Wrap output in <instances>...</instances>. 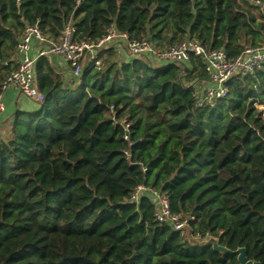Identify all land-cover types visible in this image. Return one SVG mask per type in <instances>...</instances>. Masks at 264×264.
<instances>
[{
    "label": "trees",
    "instance_id": "trees-1",
    "mask_svg": "<svg viewBox=\"0 0 264 264\" xmlns=\"http://www.w3.org/2000/svg\"><path fill=\"white\" fill-rule=\"evenodd\" d=\"M71 21L78 40L115 26L158 46L193 37L230 58L264 43V12L243 0H0V83L18 67L26 24L59 41ZM100 57L68 82L37 58L45 99L16 110L0 141V264H239L160 224L149 191L130 202L142 184L194 215V232L264 264V65L198 105L199 55L159 66L118 61L113 48ZM111 105L128 115L132 145Z\"/></svg>",
    "mask_w": 264,
    "mask_h": 264
},
{
    "label": "built area",
    "instance_id": "built-area-1",
    "mask_svg": "<svg viewBox=\"0 0 264 264\" xmlns=\"http://www.w3.org/2000/svg\"><path fill=\"white\" fill-rule=\"evenodd\" d=\"M259 7L264 12V0H243ZM77 28L71 21L63 29L59 41L49 38L38 23L26 24L16 45L18 67L8 74L0 83V112L5 111L4 93L10 86H16L29 99L41 103L45 94L40 90L35 66L40 56L49 57L51 54L62 55L70 64L75 77H80L89 62L101 68L103 60L100 54L103 50L121 44L129 50L132 56H141L147 62L156 61L183 63L189 60L191 54L204 59L205 70L208 74L206 84L196 85V101L198 105L214 104L228 95L227 82L234 76H249L256 69L264 65V43L260 45H245L242 52L230 58L223 48L209 49L198 39L190 37L169 46L155 45L149 38H132L127 32L119 31L115 26L108 28L106 34L97 41L78 40ZM36 39L41 43L37 55L32 52V43ZM111 119L124 129V138L130 140L131 121L128 115H117L114 105L109 106ZM3 136L0 133V141ZM134 142L130 140V145ZM129 155V151H126ZM145 169V168H144ZM149 191L157 204L155 218L160 224H170L185 237L191 229V234L199 240L207 239L209 234L203 236L194 232L191 221L194 215L173 213L167 193L149 189L139 185L131 194L130 202L138 203L141 195Z\"/></svg>",
    "mask_w": 264,
    "mask_h": 264
},
{
    "label": "crops",
    "instance_id": "crops-1",
    "mask_svg": "<svg viewBox=\"0 0 264 264\" xmlns=\"http://www.w3.org/2000/svg\"><path fill=\"white\" fill-rule=\"evenodd\" d=\"M40 46L41 43L34 39L32 43V52L34 55H37ZM111 48H113L116 52L115 58L118 61H126L133 57L127 47L121 44L115 45ZM48 58L54 71L60 74L66 82L71 81L75 77L72 73L69 62L62 55L53 53ZM163 63L164 62L156 61L154 65L159 66L163 65ZM206 83L207 80L200 81V84ZM4 101L6 109L5 111L0 112V133L2 134L3 138L6 139L11 133L10 125L14 121L15 111L33 110L38 108L39 104L26 97L16 86H10L6 89L4 93Z\"/></svg>",
    "mask_w": 264,
    "mask_h": 264
},
{
    "label": "water",
    "instance_id": "water-1",
    "mask_svg": "<svg viewBox=\"0 0 264 264\" xmlns=\"http://www.w3.org/2000/svg\"><path fill=\"white\" fill-rule=\"evenodd\" d=\"M149 39L151 40L152 38L149 37ZM185 239L189 242V244L193 246H197V247L211 246L214 250L222 254H228V253L236 254L239 264H263L259 260L250 259L247 255L246 247L241 246L233 250L227 247L226 245H223L220 242L219 238L216 236H209L207 239L199 240L194 236H192L191 229H189L185 233Z\"/></svg>",
    "mask_w": 264,
    "mask_h": 264
}]
</instances>
